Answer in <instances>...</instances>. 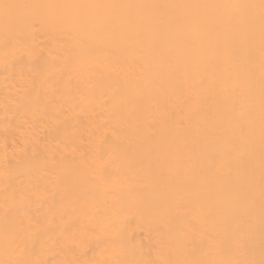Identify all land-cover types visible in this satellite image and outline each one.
<instances>
[{
  "label": "bare ground",
  "instance_id": "6f19581e",
  "mask_svg": "<svg viewBox=\"0 0 264 264\" xmlns=\"http://www.w3.org/2000/svg\"><path fill=\"white\" fill-rule=\"evenodd\" d=\"M260 5L0 0V264H259Z\"/></svg>",
  "mask_w": 264,
  "mask_h": 264
},
{
  "label": "snow or ice",
  "instance_id": "6c2138e0",
  "mask_svg": "<svg viewBox=\"0 0 264 264\" xmlns=\"http://www.w3.org/2000/svg\"><path fill=\"white\" fill-rule=\"evenodd\" d=\"M2 7L5 9V13H6V20L9 19V17L7 16V12L10 9H14V8H18L21 7L20 5H14V4H4L2 5ZM128 7H135V6H128ZM237 7H252V6H248V5H241V6H237ZM261 10H262V20H264V0H261ZM3 264H7V262H3ZM76 264H80V262H76ZM84 264H88V262H84ZM117 264H119V262H117ZM248 264H255V262H248ZM259 264H264V259H261L259 261Z\"/></svg>",
  "mask_w": 264,
  "mask_h": 264
}]
</instances>
